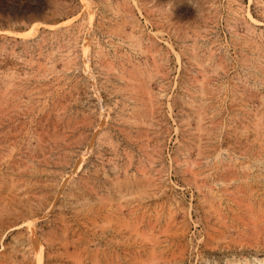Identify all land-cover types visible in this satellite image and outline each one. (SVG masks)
<instances>
[{
  "label": "rangeland",
  "instance_id": "1",
  "mask_svg": "<svg viewBox=\"0 0 264 264\" xmlns=\"http://www.w3.org/2000/svg\"><path fill=\"white\" fill-rule=\"evenodd\" d=\"M0 264H264V0H0Z\"/></svg>",
  "mask_w": 264,
  "mask_h": 264
},
{
  "label": "bare ground",
  "instance_id": "2",
  "mask_svg": "<svg viewBox=\"0 0 264 264\" xmlns=\"http://www.w3.org/2000/svg\"><path fill=\"white\" fill-rule=\"evenodd\" d=\"M260 262V261H259Z\"/></svg>",
  "mask_w": 264,
  "mask_h": 264
}]
</instances>
